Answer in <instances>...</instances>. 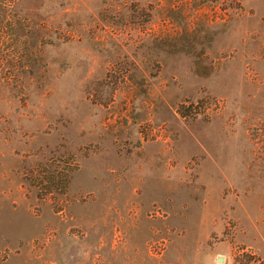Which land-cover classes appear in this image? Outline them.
I'll return each instance as SVG.
<instances>
[{
    "label": "rangeland",
    "instance_id": "374dc122",
    "mask_svg": "<svg viewBox=\"0 0 264 264\" xmlns=\"http://www.w3.org/2000/svg\"><path fill=\"white\" fill-rule=\"evenodd\" d=\"M0 264H264V0H0Z\"/></svg>",
    "mask_w": 264,
    "mask_h": 264
}]
</instances>
